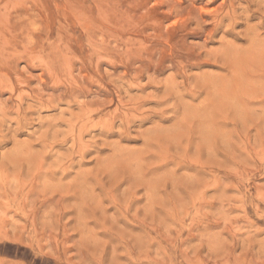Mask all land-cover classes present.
Returning a JSON list of instances; mask_svg holds the SVG:
<instances>
[{"label": "rangeland", "instance_id": "1", "mask_svg": "<svg viewBox=\"0 0 264 264\" xmlns=\"http://www.w3.org/2000/svg\"><path fill=\"white\" fill-rule=\"evenodd\" d=\"M19 3L7 17L9 26L49 7L43 0ZM225 3L120 0L109 10L85 0L88 11L73 17L72 53L80 55L79 45L97 15L110 31L147 45L128 65H99L101 73L138 66L152 76L151 81L140 78L143 87L129 89L128 103L153 95L160 99L143 101L145 107L161 106L164 88L174 83L170 78L177 49H187L192 59H198L197 46L224 51L188 66L200 78L193 89L195 100L184 93L178 98L182 106L170 108L169 115L157 112L137 119V134L130 138L104 131L103 121L120 99L103 79H87L88 70L79 60L73 63L69 57V70L84 80L75 90L82 104L42 107L38 97L25 95L23 106L38 109L30 115L46 121L63 118L51 129L47 122L25 124L26 131L15 140L0 139V180L12 184L18 197L38 204L31 222L35 242L23 236L3 240L0 264H264V49L242 21L224 44L207 39L218 37L221 28L213 31L208 23L201 30L190 19L199 11L211 21ZM121 10L131 17L123 25L127 31L120 28ZM157 57L160 64L154 66L150 61ZM17 67L28 69L33 86L41 77V93L58 95L64 89V83L45 87L42 69L31 68L27 60ZM12 96L0 85V104H11ZM16 123L7 121L12 128ZM5 206L0 199V226H11L4 220ZM13 219L27 227L19 214ZM49 221L47 231L39 227Z\"/></svg>", "mask_w": 264, "mask_h": 264}, {"label": "clouds", "instance_id": "2", "mask_svg": "<svg viewBox=\"0 0 264 264\" xmlns=\"http://www.w3.org/2000/svg\"><path fill=\"white\" fill-rule=\"evenodd\" d=\"M120 0H91L97 8L107 5L110 10L113 5H118ZM212 0H208L211 3ZM31 3L40 4L41 0H31ZM31 3L26 6L31 8ZM44 4L49 7L43 14L29 12L18 18L14 26L7 24V17L16 8L20 7L19 0H0V85L13 92L10 98L12 103L5 101L0 104V139L15 140L18 132L26 131L25 124L31 123H48L49 128L54 127L63 114L56 119L46 121L39 115H30V112H36V108H25L23 106V97L25 95L36 96L41 101L42 107L59 106L61 102L71 104H82L79 96L75 94L77 88H82L84 80L79 72L69 70V57L71 62L79 60L83 68L88 70L87 79L93 82H99L103 79L105 84H111L120 103L115 109L108 114L103 121L102 127L107 133H116L121 139L130 138L137 134L133 124L137 119L153 113H163L169 115L170 108L175 111L181 107L180 99L184 93H191L195 100L193 89L200 83V78L196 73L189 70L190 64L198 63L205 58H210L217 53H222L223 49L213 47L197 46L193 51L198 59H192L187 54V49H177L173 57L176 71L170 78L174 83L164 88L165 100L160 107L148 109L143 101L148 99H157L160 97L146 95L136 98L140 102L128 103L129 89L143 87L141 77H147L151 81L152 76L138 66L131 67L128 71L116 73L104 69L103 73L99 72V65L103 61H108L115 68L118 65H128L131 60L142 55L147 45L140 40H133L131 37L124 39L121 35L110 31L105 25L107 21L103 16L97 15L91 17L92 28L88 32L80 47V55L77 56L71 52L69 44L73 43L72 28L75 24L73 17L83 16L85 11V0H43ZM91 5H89L90 8ZM173 9L174 4L170 5ZM249 17H253L256 23H249ZM225 18H227L225 20ZM131 19L126 11L121 10L119 14L120 28ZM190 19L196 21L197 27L201 30L204 24L211 23L214 25L213 31L217 27L221 28L218 37L208 36V40L215 43L217 40L224 44H229L226 38L235 33V24L241 21L254 30L257 35L262 49H264V0H226L211 21L205 20L199 11L191 15ZM153 23H155L153 21ZM37 26L40 27V34H36ZM50 33L55 34L54 39H48ZM35 39L33 40V37ZM207 44V40L205 41ZM21 60H27L31 68L42 69V77L47 79L45 87H57L58 84L64 83V89L58 95L41 93L40 80L36 77L37 84H31L32 77L27 68H19L17 65ZM154 66L160 64V58L150 61ZM170 67L172 65H169ZM83 70V69H82ZM98 77L99 79H93ZM179 77V79H177ZM15 80V87H13ZM167 83V82H165ZM27 85V92L25 91ZM103 86V85H102ZM196 107L203 108L198 103ZM13 113L14 115H9ZM16 120V127L12 128L7 124L8 120ZM155 123V121H153ZM103 146V145H101ZM261 166L264 167V154L261 155ZM16 188L7 181L0 180V199L5 201L4 220L11 221V226L3 224L0 226V242L3 240H15L23 236L30 244L34 243V237L37 235L36 230L32 227L34 212L38 206L36 201H29L16 195ZM243 194L241 200L243 201ZM243 207V203L239 205ZM11 211L12 215L7 213ZM19 214L27 227L18 226L13 216ZM246 218V217H245ZM51 221L47 224L39 225L44 231L48 230ZM34 264V262H33Z\"/></svg>", "mask_w": 264, "mask_h": 264}]
</instances>
